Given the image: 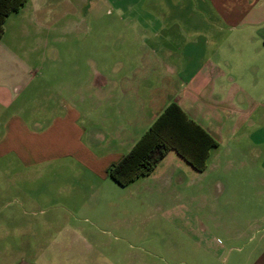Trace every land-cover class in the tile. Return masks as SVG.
Segmentation results:
<instances>
[{
  "label": "crops",
  "instance_id": "1",
  "mask_svg": "<svg viewBox=\"0 0 264 264\" xmlns=\"http://www.w3.org/2000/svg\"><path fill=\"white\" fill-rule=\"evenodd\" d=\"M198 1L204 17L188 16L178 28L173 26L175 19L163 15L135 21V39L141 42L135 67L131 56L132 64L126 67L121 62L115 67L108 64L106 71L111 75L93 64L86 81L79 76L64 81L73 71L51 70L59 56L55 46L79 36L86 23L84 10L100 11L101 5L112 9L115 3L27 0L5 19L0 39V54L12 51L23 56L17 79H10H16L15 84L13 80L0 83V94L5 97L0 101L2 107L15 106L8 115L0 114V157L13 153L21 164L32 168L71 158L90 176L106 181L110 179L108 168L119 163L164 109L175 103L217 143L208 151L206 168L197 172L169 151L149 176L122 188L135 191L138 199L150 195L173 202L178 218H187L182 210L190 211L189 216L195 212L192 227L191 218L187 222L190 232L185 225L174 228L182 241L173 249L184 258L173 264H264V192L257 189L264 191V177L255 176L258 169H264L257 155L262 144L247 147L249 160L233 167L228 163L222 173L237 175L245 169L246 178L235 176L231 189L251 187L262 208L254 207V197L238 200L228 195L223 207L234 212L236 222L230 215L219 221L206 212L213 198L223 197L227 190L223 181H211L223 168V153L231 156L233 152L224 149L225 145L234 143L245 124L244 132L252 128L249 138L264 133L256 127L258 102L254 103L249 92L255 93L264 79V0ZM45 65L43 73L37 71ZM0 72L15 70L0 64ZM60 72L64 76L59 78ZM28 88H32V106L24 97ZM86 88L90 89L87 93ZM107 105L114 106L117 119L126 114L124 124L112 121V125L101 126L92 120ZM104 120L110 121L111 116ZM248 202L251 209L245 213ZM218 232L225 234L226 246L216 237Z\"/></svg>",
  "mask_w": 264,
  "mask_h": 264
},
{
  "label": "rangeland",
  "instance_id": "2",
  "mask_svg": "<svg viewBox=\"0 0 264 264\" xmlns=\"http://www.w3.org/2000/svg\"><path fill=\"white\" fill-rule=\"evenodd\" d=\"M109 1L115 3L112 9L101 5L100 11L84 10L82 15L86 17V23L79 36L58 42L55 46L59 56L51 70L59 72L63 68L73 71L64 81L76 76L86 81L92 74L93 64L102 71H106L108 64L114 66L121 62L126 67L132 64L131 56L134 57L135 67L141 49V42L135 39V21L138 19L144 21L163 15L175 19L177 27L173 26L178 28L182 26L179 23H183L188 16L204 17L200 15L198 0ZM128 5H131V9L126 8ZM20 42L23 43L22 40ZM22 57L12 51L0 54V64L10 68V71L15 70V73L0 72V83L17 79L18 68L23 64ZM46 68L47 65L36 69L43 73ZM109 71H106L107 75H111ZM58 76L64 75L60 72ZM16 79L12 83L15 84ZM55 80V77L51 79L52 82ZM263 80L260 79L255 93L249 90L254 103L258 102L255 123L261 131H264ZM38 89L42 91L43 87ZM88 90L86 88L85 92ZM2 96L0 94V101L5 99ZM22 96L20 98L23 99ZM24 97L28 106H32V88L26 90ZM17 101H20L19 98ZM0 104V114L8 115L15 109V106L2 107L4 105ZM109 105L102 107L95 115L92 113V120L101 126L112 125V121L124 124L126 114L122 119H117L114 106ZM110 116V121L104 120ZM246 127L245 124L234 143L231 141L225 145L224 149L228 150L229 147L233 152L231 156L223 153V168L211 177L212 182L221 180L227 185L225 195L214 197L211 208L209 206L206 210L207 214L217 217L219 221L228 215L234 222L237 220V217H232L233 211L223 207L228 195L238 200L254 197L250 201L255 208H259L251 187L240 191L231 189V180L235 176L246 178L245 169H239L237 175H222L228 163L233 167L249 160L251 154H247L246 150L252 144L263 145L259 146L261 152L257 155L259 162H264V133L258 132L249 138L247 133L250 134L252 128L244 132ZM255 176L264 177V169H258ZM133 193L135 191L122 188L110 179L103 181L90 176L71 158L32 168L21 164L15 154H5L0 157V264H173L179 258H184L174 252L173 248L182 241L174 228L185 225V231L190 232L195 212L189 216L190 211L182 210L187 218H178V209H175L178 207L173 202H164L150 195L138 199ZM248 205L243 210L245 213L251 209L252 203L248 202ZM158 206L161 208L158 209ZM187 222L191 223V227ZM216 235L226 246L225 234L218 232ZM222 251L224 256L225 250ZM185 256L189 257L188 254Z\"/></svg>",
  "mask_w": 264,
  "mask_h": 264
},
{
  "label": "trees",
  "instance_id": "3",
  "mask_svg": "<svg viewBox=\"0 0 264 264\" xmlns=\"http://www.w3.org/2000/svg\"><path fill=\"white\" fill-rule=\"evenodd\" d=\"M27 0H0V39L5 19L17 13ZM217 146L180 107L169 104L139 138L131 150L107 170L108 177L126 187L140 177L149 176L169 151H175L195 171L206 168L208 151Z\"/></svg>",
  "mask_w": 264,
  "mask_h": 264
}]
</instances>
